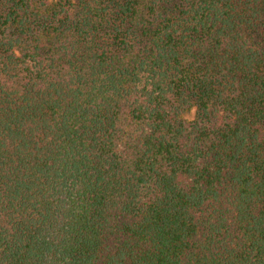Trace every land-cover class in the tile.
I'll list each match as a JSON object with an SVG mask.
<instances>
[{"label":"trees","instance_id":"1","mask_svg":"<svg viewBox=\"0 0 264 264\" xmlns=\"http://www.w3.org/2000/svg\"><path fill=\"white\" fill-rule=\"evenodd\" d=\"M0 264H264V0H0Z\"/></svg>","mask_w":264,"mask_h":264}]
</instances>
